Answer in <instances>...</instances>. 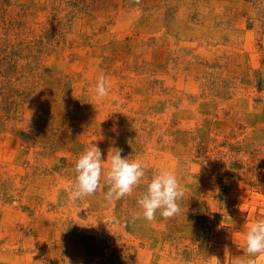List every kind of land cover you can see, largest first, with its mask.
Wrapping results in <instances>:
<instances>
[{
	"label": "rangeland",
	"instance_id": "obj_1",
	"mask_svg": "<svg viewBox=\"0 0 264 264\" xmlns=\"http://www.w3.org/2000/svg\"><path fill=\"white\" fill-rule=\"evenodd\" d=\"M92 143L142 160L132 195L70 198ZM162 169L182 211L149 222ZM260 219L264 0H0V264H231Z\"/></svg>",
	"mask_w": 264,
	"mask_h": 264
},
{
	"label": "clouds",
	"instance_id": "obj_2",
	"mask_svg": "<svg viewBox=\"0 0 264 264\" xmlns=\"http://www.w3.org/2000/svg\"><path fill=\"white\" fill-rule=\"evenodd\" d=\"M134 3L139 4L140 0H134ZM109 89V79L101 75L95 86V98L104 100L109 96ZM105 164H109L106 177L103 171ZM72 171L75 177L68 191L74 202L95 195L102 188L101 180L105 179L107 191L103 199L111 204L115 200L132 195L146 176V167L141 159L123 157L121 149L110 148L107 162H104L103 153L95 143L87 146L79 155ZM185 192L180 177L171 170L162 169L153 173L147 182L146 190L136 203L142 210V217L145 220L154 221L158 211L160 216L167 220L181 213ZM138 218L139 215L133 217ZM258 254H264V219L255 221L246 233L248 258L245 255L231 257V264H255L251 257ZM208 262L222 264L220 258L215 255L208 257ZM32 264H44V261L32 260ZM67 264H70V261H67Z\"/></svg>",
	"mask_w": 264,
	"mask_h": 264
}]
</instances>
